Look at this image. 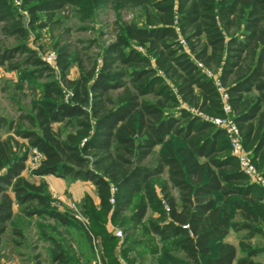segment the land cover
Listing matches in <instances>:
<instances>
[{
	"label": "trees",
	"instance_id": "1",
	"mask_svg": "<svg viewBox=\"0 0 264 264\" xmlns=\"http://www.w3.org/2000/svg\"><path fill=\"white\" fill-rule=\"evenodd\" d=\"M66 7L82 23L112 10L119 18L114 39L98 53L90 52L93 42L77 49L58 16ZM131 10L141 12V23L121 18ZM37 25L54 35L56 69L30 46L38 42L30 38ZM0 33L15 42L0 46V67L31 68L44 80V97L30 113L18 121L0 117V130L7 129L0 138V244L9 230L22 235L13 225L15 204L27 219L78 224L54 206L46 181L23 175L37 149L43 159L32 176L92 184L101 208L121 227L141 225L154 201L168 209V222L149 228L175 239L186 264H257L264 249L241 244L238 258L234 245L222 243L230 230L247 232V240L264 234V186L241 170L225 131L211 122L224 112L207 72L224 88L264 178V0H0ZM72 62L76 79L68 76ZM163 176L158 200L155 182ZM52 257L67 262L62 253Z\"/></svg>",
	"mask_w": 264,
	"mask_h": 264
},
{
	"label": "rangeland",
	"instance_id": "2",
	"mask_svg": "<svg viewBox=\"0 0 264 264\" xmlns=\"http://www.w3.org/2000/svg\"><path fill=\"white\" fill-rule=\"evenodd\" d=\"M141 15L140 11L131 10L122 13L121 18L127 22L134 20L141 23ZM58 16L63 26L70 29L74 47L81 50L91 45L89 42L95 43L91 53H98V46H104L114 39V23L119 20L110 9H101L87 23L79 21L73 7H66ZM53 36L46 28L37 25L36 29L30 32V38L32 42L36 39L38 42L36 45L31 43L30 46L37 50L43 59H47L55 53L52 49ZM14 44L13 40H5L0 33V46ZM39 46L42 47L41 51ZM28 70L13 71L7 67H0V117L18 121L21 115L30 113L32 107L43 99L44 80L38 78L36 74H30ZM78 75L77 64L72 62L68 76L70 79H76ZM6 135L7 129L0 130V138H5ZM161 148L163 147H158L156 153ZM32 171L30 166H26L28 176L26 178L35 183L44 181L42 178L32 176ZM51 179L65 185L62 194H52L61 198L55 199L54 206L74 215L78 224L64 226L48 217L27 219L19 215V208L15 204L16 217L13 225L22 235L14 237L10 230L4 235L0 244V264H102L103 259L111 264H129L135 257L138 258L137 264L139 261L144 264H186L183 253L175 245V239H162L149 228V222L160 225L168 222L166 212L168 209L165 211L157 201L149 203L147 215L141 225L134 227L129 224L124 228L121 227L120 221L114 222L111 214L101 208L92 184L59 180L54 176ZM165 180L166 176H163L155 182L154 193L158 200L162 198L160 190ZM172 193L178 196L176 190H172ZM140 200V196L133 200L128 215L137 207ZM234 220L238 221L239 218L235 217ZM117 231L121 232V236L115 242H109L107 236L115 235ZM89 233L92 234V238ZM246 235L247 232L230 230L229 236L223 239L222 243L234 245L238 250V258L242 256L241 244L264 249V234L250 240L245 239ZM53 252L62 253L67 257V262H54ZM110 256L112 258H109ZM255 261L257 264H264V252L257 256Z\"/></svg>",
	"mask_w": 264,
	"mask_h": 264
},
{
	"label": "built area",
	"instance_id": "3",
	"mask_svg": "<svg viewBox=\"0 0 264 264\" xmlns=\"http://www.w3.org/2000/svg\"><path fill=\"white\" fill-rule=\"evenodd\" d=\"M55 60H56V54L55 53H53L47 59H44V61L54 69H55ZM207 74H208V76L212 77L214 82H215L217 91H218L220 98H221V101H222L223 112H224L223 117L211 119V122L215 126L221 128L225 131L227 138H228V141H229V144H230L231 154L238 160L241 170L253 182L259 183L260 185L264 186V178L260 175V173L256 170L255 166L253 165V163L249 157V154L243 145L240 130L231 117V109H230V106L228 105V102H227L228 96H227L224 88L221 86L216 75H212L210 72H207ZM42 159H43V155L37 149H33L31 151V154H30V157L28 160V164L34 170L39 166ZM53 197H54V199H58V198L61 199L60 197H57L56 195H54ZM111 203H113L112 199H111ZM164 205L167 209V205L166 204H164ZM116 236L120 237L121 232L117 231Z\"/></svg>",
	"mask_w": 264,
	"mask_h": 264
},
{
	"label": "crops",
	"instance_id": "4",
	"mask_svg": "<svg viewBox=\"0 0 264 264\" xmlns=\"http://www.w3.org/2000/svg\"><path fill=\"white\" fill-rule=\"evenodd\" d=\"M27 166H29V164H28V162H27ZM26 170H25V172H24V176L25 177H28L27 175H26ZM52 176H47V177H43L42 178V180H44V181H46L47 182V184L49 185V189H50V191H51V193L52 194H58V195H60V194H62V190L64 189V187H65V185H64V183L62 182V183H60V182H56V181H53L52 179ZM60 180V179H59ZM15 207V206H14ZM15 211V210H14Z\"/></svg>",
	"mask_w": 264,
	"mask_h": 264
},
{
	"label": "water",
	"instance_id": "5",
	"mask_svg": "<svg viewBox=\"0 0 264 264\" xmlns=\"http://www.w3.org/2000/svg\"><path fill=\"white\" fill-rule=\"evenodd\" d=\"M17 2L19 1V0H16Z\"/></svg>",
	"mask_w": 264,
	"mask_h": 264
}]
</instances>
